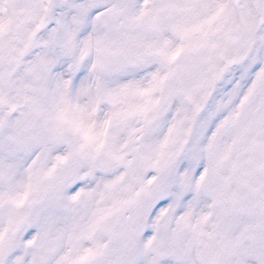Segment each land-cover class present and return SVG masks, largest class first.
<instances>
[{
  "label": "snow or ice",
  "instance_id": "1",
  "mask_svg": "<svg viewBox=\"0 0 264 264\" xmlns=\"http://www.w3.org/2000/svg\"><path fill=\"white\" fill-rule=\"evenodd\" d=\"M0 264H264V0H0Z\"/></svg>",
  "mask_w": 264,
  "mask_h": 264
}]
</instances>
